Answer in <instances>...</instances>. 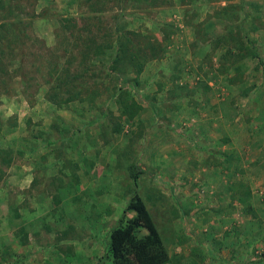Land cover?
I'll use <instances>...</instances> for the list:
<instances>
[{
  "label": "rangeland",
  "instance_id": "rangeland-1",
  "mask_svg": "<svg viewBox=\"0 0 264 264\" xmlns=\"http://www.w3.org/2000/svg\"><path fill=\"white\" fill-rule=\"evenodd\" d=\"M134 191L165 264H264V0H0V264H112Z\"/></svg>",
  "mask_w": 264,
  "mask_h": 264
},
{
  "label": "trees",
  "instance_id": "trees-1",
  "mask_svg": "<svg viewBox=\"0 0 264 264\" xmlns=\"http://www.w3.org/2000/svg\"><path fill=\"white\" fill-rule=\"evenodd\" d=\"M131 41L125 37L124 41L118 42L112 67L117 69L116 65L126 61L139 75L146 59L138 53L129 52L128 43ZM117 103L121 114L128 119L135 117L142 109L141 104L129 97L123 89H119ZM138 174H131L136 184ZM130 212H133L132 216H128ZM109 238V259L112 264H165L169 261L159 229L145 200L137 191L131 195L117 225L110 231Z\"/></svg>",
  "mask_w": 264,
  "mask_h": 264
},
{
  "label": "crops",
  "instance_id": "crops-1",
  "mask_svg": "<svg viewBox=\"0 0 264 264\" xmlns=\"http://www.w3.org/2000/svg\"><path fill=\"white\" fill-rule=\"evenodd\" d=\"M243 252H247V250H243ZM247 254V253H246Z\"/></svg>",
  "mask_w": 264,
  "mask_h": 264
}]
</instances>
